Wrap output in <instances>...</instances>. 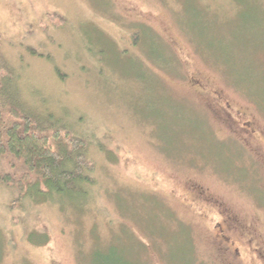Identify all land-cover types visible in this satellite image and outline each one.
Returning <instances> with one entry per match:
<instances>
[{
    "label": "rangeland",
    "instance_id": "374dc122",
    "mask_svg": "<svg viewBox=\"0 0 264 264\" xmlns=\"http://www.w3.org/2000/svg\"><path fill=\"white\" fill-rule=\"evenodd\" d=\"M0 75L92 164L0 183V264H264V0H0Z\"/></svg>",
    "mask_w": 264,
    "mask_h": 264
},
{
    "label": "trees",
    "instance_id": "16d2710c",
    "mask_svg": "<svg viewBox=\"0 0 264 264\" xmlns=\"http://www.w3.org/2000/svg\"><path fill=\"white\" fill-rule=\"evenodd\" d=\"M2 78L0 75L1 88ZM1 88L0 100L9 104V118L5 121L0 116V156L7 161L6 169L0 167V183L14 186L17 198L28 195L49 199L62 192L83 194V185L92 182L84 137L73 134L63 122L51 121L50 127L40 129L37 119H42L18 97L1 93Z\"/></svg>",
    "mask_w": 264,
    "mask_h": 264
},
{
    "label": "flooded vegetation",
    "instance_id": "af4514ba",
    "mask_svg": "<svg viewBox=\"0 0 264 264\" xmlns=\"http://www.w3.org/2000/svg\"><path fill=\"white\" fill-rule=\"evenodd\" d=\"M228 227H229V228H230V227H232V224H229V226H228ZM258 257H259V256H258ZM259 258H260V257H259Z\"/></svg>",
    "mask_w": 264,
    "mask_h": 264
}]
</instances>
